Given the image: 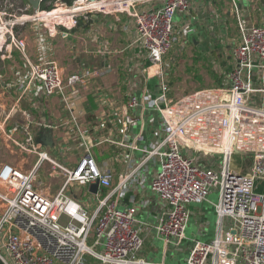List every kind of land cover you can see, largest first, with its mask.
Returning <instances> with one entry per match:
<instances>
[{"label":"built area","instance_id":"1","mask_svg":"<svg viewBox=\"0 0 264 264\" xmlns=\"http://www.w3.org/2000/svg\"><path fill=\"white\" fill-rule=\"evenodd\" d=\"M240 1L230 0L239 40L223 85L170 100L164 60L191 32L188 26L181 32L175 27L177 15L190 10V0H75L72 6L49 1L48 10H35L25 0H0V63L14 53L27 59V42L22 37L27 25H41L53 36L59 28L63 33L75 28L79 17L89 20L93 14L117 21L121 16L130 18L137 35L134 44L144 52L140 71L132 70L134 81L127 82L126 103L116 106L109 98L103 100L107 110L97 126L82 131L85 153L74 166L53 159L30 126L7 130L8 118L0 122V140L5 137L20 153L37 157L29 170L11 164L0 170L2 264H83L88 255L100 264H155L140 258L146 224L138 220V208L118 207L127 192L126 183L145 172L150 162L158 164L151 189L163 208L155 230L165 246H179L186 239L189 206L207 202L211 192L217 191L216 237L208 243L196 242L186 264H264V189L256 193L264 187V26L244 23ZM26 61L28 73L14 84L20 99L35 85L45 97L64 95L68 88L88 89L106 71L93 67L64 78L54 62ZM152 80L159 90L152 88ZM148 112L154 114L149 120L154 137L138 148L129 143L130 132ZM70 119L69 123L76 122L75 116ZM95 129L108 133L99 140L93 137ZM16 134L22 135V141ZM101 143L142 154L137 169L130 168L116 186L112 169L99 164L93 154ZM125 159L134 163L129 154ZM45 164L65 178L54 196L39 180ZM97 182L100 189L93 194L89 188ZM75 184L99 200L94 214L74 198L70 187ZM104 189L108 192L101 196Z\"/></svg>","mask_w":264,"mask_h":264},{"label":"crops","instance_id":"2","mask_svg":"<svg viewBox=\"0 0 264 264\" xmlns=\"http://www.w3.org/2000/svg\"><path fill=\"white\" fill-rule=\"evenodd\" d=\"M190 3L191 8L188 12L177 15L176 30L181 32L184 27L188 26L191 32L186 38L187 43L193 44L198 51H207L211 46L212 39L217 38L218 33L225 29L229 20L237 21V16L232 9L230 0H190ZM239 9L247 26H264L263 0H241ZM86 21H88L85 24L88 26L87 28L64 32L66 36L60 28L54 32L53 36H49L48 30L46 32L41 26L29 24L23 28L22 37L27 42L26 60L33 63L54 62L63 71L65 78L82 69L93 67L105 69L107 76L105 74L104 78L101 77L90 82L88 89L73 91L68 88L64 95L45 97L41 94V88L35 85L34 91H31L26 98L20 99V93L14 84L28 73L27 61L23 60L22 56L15 58L13 54L4 64L0 63L3 65V70L0 69V77H2L0 79L2 82L0 98L4 96L6 100H10L12 97L14 101L11 111L6 113L5 119L8 118L6 129L10 130L15 125L30 126V130L36 132V141L40 143L41 147L53 159L67 166H74L84 155L85 147L82 146L80 135L85 128L92 129L97 126L102 113L107 110V107L101 104L102 101L109 98V101L116 106L125 104L129 93L127 82L131 78L130 73L132 70L134 73H138L144 62L143 50L134 44L137 35L134 22L130 18L121 16L120 21H117L113 16L96 15L89 17V20ZM125 26L127 27L123 30ZM238 40L239 32L236 43ZM170 54L165 57V63H167L166 60ZM219 63L222 69L229 73L234 65L232 50L226 58L221 53ZM228 73H226L224 81ZM150 83L152 88L157 90L156 80H152ZM176 94L178 92L175 93L171 89V100L175 99ZM68 102L70 110L67 108ZM1 107L3 106L0 104ZM3 108L5 109V106ZM16 112L22 116L23 125L14 123L13 117ZM139 113L137 111V116ZM70 116H75L76 122L70 121L69 123ZM152 117L154 114L148 112L144 121L139 120L141 130L135 139L133 133L139 130L132 126L129 143H135L138 148H143L153 140L154 132L149 124ZM114 132L118 131L115 129ZM107 133L108 130L95 129L93 137L102 140ZM18 135L14 136L18 137ZM140 135L144 137L143 140L140 139ZM47 137L51 138L52 146H47ZM120 139L121 136L116 138V140ZM2 142L14 147L12 142L5 137L2 138ZM93 154L99 164H107L114 172V186L119 184L120 179L124 178L126 173L137 169L142 158V154L137 150L124 151L109 143L99 144L93 149ZM125 154L131 156L133 164L125 159ZM21 155H24V160L20 163L24 170L27 166L26 162L28 165L31 163H33L32 166L35 165L36 156L22 153ZM45 166L48 165L45 164L41 170ZM157 168V163L150 162L145 172H139L132 180L128 181L126 183L127 192L121 197L118 207L126 209L136 205L138 220L146 224L144 245L140 252L141 259L155 264H186L196 242L208 243L216 237L218 217L215 205L218 202V192L212 191L208 201L203 204L189 206L191 219L185 233L186 239L179 246H165L163 241L157 237L155 230L163 212L160 199L151 189ZM107 192L108 190L104 189L100 195L105 196ZM214 193L217 198L216 203L212 205L210 196L215 195ZM83 197L87 198L85 200H79L76 196L74 198L82 204L85 202L90 204L88 209L91 215L94 214L97 207L92 208L96 204V198L84 187ZM96 205L98 206V204Z\"/></svg>","mask_w":264,"mask_h":264},{"label":"rangeland","instance_id":"3","mask_svg":"<svg viewBox=\"0 0 264 264\" xmlns=\"http://www.w3.org/2000/svg\"><path fill=\"white\" fill-rule=\"evenodd\" d=\"M90 16H96V15L93 14ZM234 21L235 20L228 21L225 29L220 31V33H218L217 38L215 37L214 39H212L211 46L208 47L209 50L207 51H198L193 44L191 43L188 44L187 39L183 37L181 38L179 43L175 45L176 49L175 47L173 48L174 51L167 57L166 60L167 62L166 64L168 65L167 68L168 82L171 84L170 86L173 92L174 91L175 93L178 92V94L174 96L175 99H178L183 95L194 93L198 90H202L206 88H214V87L216 88V87H221L223 85L225 75L226 73H228V71L225 69L223 70L222 67L220 66L219 57L221 53L223 54L224 58L230 55L231 50L233 49L238 39L239 30L236 23L237 21L235 22ZM41 27L44 31H46L45 27L43 26ZM0 69L3 70L2 64H0ZM61 74L63 76V71H61ZM130 75L132 76L131 73ZM107 80L109 81L110 78ZM129 80L132 81L131 78H129ZM155 87L157 90H159L157 86ZM108 93L110 94V92ZM2 98H0V104L3 107L5 106V109L3 107L0 108V122L4 121L6 117V113L11 111L14 103L12 97L10 100H6V97L4 96ZM260 105L262 106L263 103H261ZM13 121L18 125H23L22 122L24 120L22 116H20V113L16 112L14 113ZM133 128L139 130L138 132L133 133V138L135 139L139 136L141 130V122L139 120L136 121L133 125ZM32 133L36 135V132L32 131ZM18 137H21V141H22L23 139L22 135L19 134ZM23 160H24V155H21V153L18 151L17 148H14L13 146H8V144L2 142V139L0 140V168L4 164H11L20 167L21 166L20 163ZM32 164L33 163H31V165H27L25 167V170L30 169L32 167ZM48 166H45L43 170L39 171L38 173L39 180L43 182L44 186H46L50 196H54L61 189L65 181V178L63 177V174L60 171L54 172L50 169V166L49 167ZM238 166L240 169L243 168V164H241V162L238 163ZM263 189L264 187L261 186L256 191V193L261 194L263 192ZM70 190L73 193V195H75L79 200L80 199L85 200L87 198V197H83V187L78 184L72 185L70 187ZM216 198H217L216 194L213 195L212 197L210 196L212 205L216 203ZM98 203L99 200L96 199V204ZM96 204L93 205L92 209L97 207ZM82 205L88 208L90 204L85 202V204L83 203ZM1 211L2 209L0 202V213ZM3 255L5 254L3 253ZM83 264H100V263L94 257L88 255L85 258Z\"/></svg>","mask_w":264,"mask_h":264},{"label":"trees","instance_id":"4","mask_svg":"<svg viewBox=\"0 0 264 264\" xmlns=\"http://www.w3.org/2000/svg\"><path fill=\"white\" fill-rule=\"evenodd\" d=\"M49 1H52V2L61 1L63 4H66L68 6H72L75 0H44V2L42 3L40 9L41 10L51 9V7L47 6V3ZM25 2L27 3L28 1L25 0ZM263 2H264V0H263ZM86 23H88V21H86L83 17H79L78 18V22H77V26L73 29V31H77L80 28H87L88 26H85ZM61 29L63 30V28H61ZM14 56H15V58H19L20 57V55L18 53H14ZM170 85L171 84L169 83V87H171ZM1 89H2V82L0 81V90ZM0 264H2V263L0 262Z\"/></svg>","mask_w":264,"mask_h":264},{"label":"water","instance_id":"5","mask_svg":"<svg viewBox=\"0 0 264 264\" xmlns=\"http://www.w3.org/2000/svg\"><path fill=\"white\" fill-rule=\"evenodd\" d=\"M27 1L32 6L33 9L39 10L40 7H41L42 2L44 0H27ZM90 1H95V0H90ZM47 140H48V142H46L47 146L51 145L52 144L51 138L47 137ZM99 189H100L99 188V182H97L96 184L91 185L90 188H89L90 192L93 193V194H97Z\"/></svg>","mask_w":264,"mask_h":264},{"label":"bare ground","instance_id":"6","mask_svg":"<svg viewBox=\"0 0 264 264\" xmlns=\"http://www.w3.org/2000/svg\"><path fill=\"white\" fill-rule=\"evenodd\" d=\"M168 99H170V100H171V97H170V95H169Z\"/></svg>","mask_w":264,"mask_h":264}]
</instances>
